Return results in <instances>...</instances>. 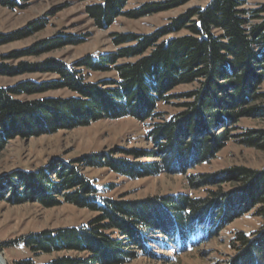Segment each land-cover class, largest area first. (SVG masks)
Segmentation results:
<instances>
[{"label": "trees", "instance_id": "trees-1", "mask_svg": "<svg viewBox=\"0 0 264 264\" xmlns=\"http://www.w3.org/2000/svg\"><path fill=\"white\" fill-rule=\"evenodd\" d=\"M80 1H96L85 11L96 28L105 30L118 17L137 19L191 0L145 4L126 13L123 10L129 0ZM248 1L209 0L206 6L187 10L150 35H114L115 52L87 56L72 67L59 60L8 67L0 58L1 75L48 73L57 77L51 82L24 81L0 87V151L15 137H38L102 119H159L146 134L152 150L116 149L68 161L53 160L37 170H15L6 176L3 184L8 188L2 193L0 185V200L11 194L13 205L27 201L45 208L68 204L95 215L80 227L29 234L13 245L23 242L34 255L86 254L56 257L47 264H127L139 253L149 255L152 243L163 242V249L177 254L196 248L234 219L253 211L263 221L262 228L249 235H234L230 241L234 255L227 264H264V168H231L213 175L188 176L189 188L206 189L203 198L176 194L138 201L102 198L83 174L85 168L108 169L130 179L185 174L187 168L211 161L224 147L232 137L227 125L247 115L264 119V106H244L264 101V94L258 91L264 82V4L257 10H246ZM0 6L15 9L19 4L0 0ZM43 27L38 21L26 34L1 35L0 45ZM181 32L186 34L175 36ZM78 41L60 36L44 41L39 48L49 52ZM82 71L115 72L117 79L89 83ZM192 84L196 87L179 97L184 100L180 112L161 119L157 105L172 99L170 92L175 88ZM60 89L73 96L32 101L16 98ZM239 138L245 147L264 152V130L247 131ZM225 183L235 184L232 193L221 188ZM209 187L216 189L209 191Z\"/></svg>", "mask_w": 264, "mask_h": 264}, {"label": "rangeland", "instance_id": "rangeland-1", "mask_svg": "<svg viewBox=\"0 0 264 264\" xmlns=\"http://www.w3.org/2000/svg\"><path fill=\"white\" fill-rule=\"evenodd\" d=\"M19 7L8 9L0 6V36L10 37L16 33L26 34L31 24L43 22V29L25 36L20 40L0 45L1 61L8 67L19 64L41 65L50 60H59L66 66L74 65L81 59L97 57L103 53H113L117 47L113 44L114 35H150L157 29L184 14L187 10L202 8L209 0H191L178 7L146 15L137 19L126 16L118 17L107 29L95 27L86 14V7L96 1L80 0H16ZM170 0H129L124 12L137 10L145 4H160ZM264 0H249L244 9L257 10ZM181 32L175 36H183ZM60 36H70L79 40L77 45H65L62 48L46 52L39 45L47 40ZM25 53V54H23ZM13 55H16L12 58ZM122 61H119L121 63ZM86 82L96 83L103 80H116L115 72L92 73L82 71ZM57 77L44 73H22L17 76L0 74V87H11L20 82H51ZM196 84L182 85L170 92L172 99L157 105L156 112L161 119H168L180 112V104L184 102L181 95L192 91ZM264 94V82L258 88ZM73 94L66 90H52L41 95L16 97L20 101H32L41 98L67 99ZM263 103L248 102L246 109ZM153 121L139 122L132 117L119 119H102L87 126L71 130L60 129L54 133H45L38 137H15L7 142L0 151V185L2 193L8 188L3 184L15 170L34 171L46 166L53 160L68 161L85 155L110 153L116 149L152 150L147 140V131ZM231 138L215 157L206 164L187 168L185 174L162 173L158 176L142 179H130L108 169H83L84 176L98 189L102 198L138 201L148 197L166 195H189L194 198L206 196V189L192 190L188 186L190 175H213L231 168H245L253 171L264 168V152L245 147L239 136L247 131L264 130V119L259 116L247 115L236 123L227 125ZM220 130V129H219ZM218 130V131H219ZM155 150V149H154ZM114 158H121L114 155ZM141 162L147 160L141 159ZM7 176V177H6ZM233 183L222 184L221 188L232 193ZM209 187L208 190H215ZM10 192V191H9ZM5 194V193H4ZM11 195V194H10ZM7 200H0V255L7 264H47L50 260L61 256L84 257L86 254L58 252L50 255H34L24 246L23 242L13 245L21 237L29 234L55 231L64 228H77L85 225L95 215L85 209H78L68 204L53 208H45L34 201L13 205ZM12 196V195H11ZM263 221L254 216V212L244 214L230 222L216 237L207 243L200 244L184 253H174L163 249V242L152 243L150 254H138V257L127 264H227L234 255L230 241L236 233L245 235L258 232ZM3 245V246H2Z\"/></svg>", "mask_w": 264, "mask_h": 264}, {"label": "bare ground", "instance_id": "bare-ground-1", "mask_svg": "<svg viewBox=\"0 0 264 264\" xmlns=\"http://www.w3.org/2000/svg\"><path fill=\"white\" fill-rule=\"evenodd\" d=\"M0 264H7L2 255H0Z\"/></svg>", "mask_w": 264, "mask_h": 264}]
</instances>
